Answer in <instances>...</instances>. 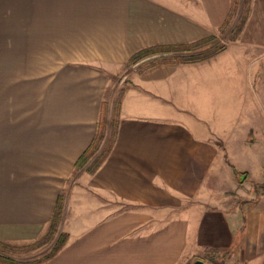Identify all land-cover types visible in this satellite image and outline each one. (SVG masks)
<instances>
[{"label": "crops", "instance_id": "crops-1", "mask_svg": "<svg viewBox=\"0 0 264 264\" xmlns=\"http://www.w3.org/2000/svg\"><path fill=\"white\" fill-rule=\"evenodd\" d=\"M230 3L0 0V86L31 93L30 123H0V245L38 241L59 197L47 252L59 234L64 244L41 264H264V197L245 202L247 182L264 175L254 104L264 98V0H248L239 34L215 56L143 58L118 78L116 99L102 97L134 53L224 33ZM101 103L113 125L76 171Z\"/></svg>", "mask_w": 264, "mask_h": 264}, {"label": "trees", "instance_id": "trees-1", "mask_svg": "<svg viewBox=\"0 0 264 264\" xmlns=\"http://www.w3.org/2000/svg\"><path fill=\"white\" fill-rule=\"evenodd\" d=\"M248 0H231L230 10L228 15L226 16L225 21L220 26V31L224 30L229 22L233 20L235 14L238 11L237 18L233 27L230 29V34L228 37V41H234V39L239 34L246 15V6ZM213 44V45H212ZM215 37H207L201 40L189 43V44H176V45H163V46H154L150 48H146L140 50L133 55H131L128 59L129 64H134L139 60L150 57L153 55H163V54H172L170 56H161L155 59L150 60V65H159V64H169L172 62L175 63H194L199 61L207 60L216 54L220 53L224 48L218 47L216 45ZM104 103H101L100 114L98 117V121L96 123V135L92 139L90 145L86 148V150L81 154V156L77 159L74 164V169L77 171L82 166L86 164V162L94 155L99 142L102 139L103 131L105 127L113 125L112 119L109 122L106 121L105 113H104ZM115 107V106H114ZM113 111V107H112ZM107 140H111L107 139ZM109 148V142L103 148L102 152L97 155L84 169L88 174L93 173L95 169L100 165L103 161L107 149ZM60 202L59 197L56 198L54 210L48 222V226L45 234L36 242L24 246V247H8L4 245H0V253L8 252L12 254H28L30 252L41 249L46 246L56 234L57 225L60 220ZM65 237L63 234H59L56 241L50 248V250L41 257L30 261H16L7 257H4L0 254V264H41L48 259L52 258L62 247L64 244Z\"/></svg>", "mask_w": 264, "mask_h": 264}, {"label": "rangeland", "instance_id": "rangeland-1", "mask_svg": "<svg viewBox=\"0 0 264 264\" xmlns=\"http://www.w3.org/2000/svg\"><path fill=\"white\" fill-rule=\"evenodd\" d=\"M239 9H237V12L235 14V17L233 20L229 22L227 27L225 28L224 33L219 32L217 34V37H215L216 40V46L218 47H225V45H228V37L230 34V29L233 27L235 20L237 18ZM213 45V44H212ZM131 64L126 63L119 71V74L112 76L110 78V83L108 87L103 92V99L106 102H108L110 99H116L117 97V90L119 88V85L117 84L118 78L123 75H126L130 70ZM248 86L251 87V84L249 83ZM31 93L30 88L28 86H0V123L5 124H14V123H30L31 117L29 113L26 114V110H29V107L26 106L27 102L30 101ZM257 100L255 104V117L257 120V123L259 122L261 126H264V117H261L260 115L264 116V98L261 99L257 96ZM12 114V116L7 115ZM13 114H16V116H13ZM261 117V118H259ZM112 132V131H111ZM108 131V133L104 134V138H111L112 133ZM262 176V181L254 182L251 181L247 182V200L245 201L247 203V207H251L253 204L256 203L259 196L264 197V175ZM254 183V184H253ZM47 253L46 246H44L41 249H38L36 251L30 252L28 254H12L8 252L0 253L3 256H8L9 258L16 260V261H30L33 259H36L39 256H43ZM213 260H210V262L215 263ZM238 264V263H237Z\"/></svg>", "mask_w": 264, "mask_h": 264}, {"label": "water", "instance_id": "water-1", "mask_svg": "<svg viewBox=\"0 0 264 264\" xmlns=\"http://www.w3.org/2000/svg\"><path fill=\"white\" fill-rule=\"evenodd\" d=\"M242 178H243V176L241 175L240 178H239V180H241ZM191 264H207V263H205V262H203L201 260L196 259V260H193L191 262Z\"/></svg>", "mask_w": 264, "mask_h": 264}]
</instances>
